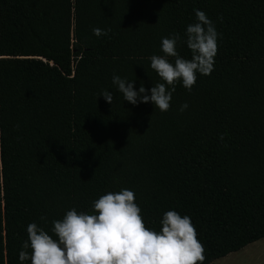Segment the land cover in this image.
<instances>
[{
    "label": "trees",
    "instance_id": "1",
    "mask_svg": "<svg viewBox=\"0 0 264 264\" xmlns=\"http://www.w3.org/2000/svg\"><path fill=\"white\" fill-rule=\"evenodd\" d=\"M196 9L219 34L211 74L177 82L166 112L124 100L113 75L150 95L163 37L191 58ZM125 188L150 229L188 215L203 264L264 238V0H0V264H31L28 224L54 236Z\"/></svg>",
    "mask_w": 264,
    "mask_h": 264
},
{
    "label": "clouds",
    "instance_id": "2",
    "mask_svg": "<svg viewBox=\"0 0 264 264\" xmlns=\"http://www.w3.org/2000/svg\"><path fill=\"white\" fill-rule=\"evenodd\" d=\"M195 17V22L187 26L184 41L191 58H184L177 51L179 33L162 38L163 55L149 57L151 69L160 78L150 89V95L143 82L137 91L134 80L113 75L112 83L124 100L133 105L152 102L156 109L166 112L177 82L191 91L198 73L211 74L219 34L204 11L196 9ZM110 31L93 29L98 37ZM101 95L113 105L112 92L104 90ZM187 107V103L183 104L180 111ZM220 139H224V134ZM93 209L89 214L73 208L62 219L54 220L51 231L56 238L36 223L28 224V239L22 247L30 248L31 252L20 251V261L30 260L31 264H203L205 260L204 246L188 215L166 211L161 220L162 228L150 229L135 202L134 192L127 188L100 196L93 202Z\"/></svg>",
    "mask_w": 264,
    "mask_h": 264
},
{
    "label": "rangeland",
    "instance_id": "3",
    "mask_svg": "<svg viewBox=\"0 0 264 264\" xmlns=\"http://www.w3.org/2000/svg\"><path fill=\"white\" fill-rule=\"evenodd\" d=\"M211 264H264V238L249 244L243 250L217 259Z\"/></svg>",
    "mask_w": 264,
    "mask_h": 264
},
{
    "label": "crops",
    "instance_id": "4",
    "mask_svg": "<svg viewBox=\"0 0 264 264\" xmlns=\"http://www.w3.org/2000/svg\"><path fill=\"white\" fill-rule=\"evenodd\" d=\"M247 246H249V245H247ZM246 248V247H245ZM245 248H243V249H245ZM243 249H241V250H243Z\"/></svg>",
    "mask_w": 264,
    "mask_h": 264
}]
</instances>
